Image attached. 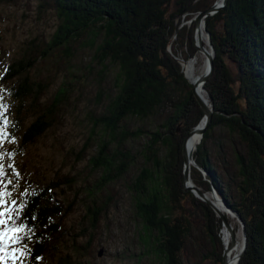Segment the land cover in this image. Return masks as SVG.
<instances>
[{
  "label": "trees",
  "instance_id": "1",
  "mask_svg": "<svg viewBox=\"0 0 264 264\" xmlns=\"http://www.w3.org/2000/svg\"><path fill=\"white\" fill-rule=\"evenodd\" d=\"M10 1L0 0V3ZM214 2H47L54 9L59 23L45 44L43 54L63 49L70 57L73 47L79 44L93 52V61L101 67V75L109 66L117 69L114 94L91 128V137L97 129L107 136L97 155L90 160L92 168L102 170V177L96 185L98 191L121 178L135 162L130 151H123L121 147L128 140L142 137L144 131H130L123 125L125 120L145 121L160 109L166 110L160 125L149 133V141L141 152L144 167L133 183L141 255L148 256L150 264H222L220 219L208 205L183 188V141L200 122L203 112L192 94L191 85L173 59L178 51L175 52L172 46L175 44L176 47L180 42L190 53L195 50L191 31L188 32V26L180 25L184 19ZM40 9L46 11L47 8L40 6ZM205 27L214 49V60L212 76L203 87L213 103V113L193 159L208 175L203 179L200 171L191 167L190 176L204 192H210L211 186L214 187L243 221L246 248L238 264H264V0H228L223 10L208 17ZM35 62V59L13 62L2 81L26 73ZM37 86L42 92L48 88L23 79L15 89L13 97L23 106V111L35 107L39 99ZM65 91L60 88L51 104L39 110L23 130L22 108L17 109L15 129L20 131L21 149L34 144L51 127V118L57 114ZM27 101L30 103L26 104ZM219 128L236 137L244 149L240 153L233 147L236 173L228 176L227 181L217 167L220 161H213L209 151L214 131ZM0 159L1 165L5 164L2 179H7L4 199L10 191L11 198L20 201L18 212L9 222V227L22 225L24 228L20 235L25 238L16 246H26V264H39L40 257L52 244L53 236L60 234V219L70 210L64 208L56 197L57 182L37 184L31 191H22V179L14 170V162L9 158ZM16 166L24 169L19 163ZM230 187H234V193L230 192ZM186 205L192 206V219L201 217L204 228L200 238H205L210 246V251H201L198 262L192 263L188 257L184 259V249L193 236V227L191 234L190 220L185 216L186 208H189ZM107 206V202H96L95 209L88 208L90 221L98 223ZM192 255L197 257L194 251Z\"/></svg>",
  "mask_w": 264,
  "mask_h": 264
},
{
  "label": "rangeland",
  "instance_id": "2",
  "mask_svg": "<svg viewBox=\"0 0 264 264\" xmlns=\"http://www.w3.org/2000/svg\"><path fill=\"white\" fill-rule=\"evenodd\" d=\"M47 2L49 0H12L0 3V129L5 128L4 121H7L4 136L0 138V158H9L14 162L16 167L14 170L19 172L22 179V191H31L37 184L57 182L59 185L56 188V197L64 208L68 207L70 210L60 219V234L53 236L52 244L40 257L39 264H150L148 256L141 255L143 252L139 243L140 224L135 214L133 183L144 167L141 152L149 141L151 136L149 133L160 125L166 110L160 109L145 121L134 118L125 120L123 125L130 131L137 129L144 131L142 137L128 140L121 147L123 151H130L135 157V162L121 178L98 191L96 185L102 177V170L92 168L90 160L97 155L100 145L107 140V136L103 135L101 129H97V133L91 137V128L94 119L103 114L109 97L114 94L117 69L109 66L101 75V67L93 61V52L89 48H81L79 44L73 47V54L70 57L63 49L43 54L45 44L59 23L54 9ZM40 6L47 8L46 11L40 9ZM193 16L195 14L187 20L184 19L188 32L191 31V43L192 24L188 21ZM195 38L197 39L198 35H195ZM171 41L168 46L169 52ZM201 42L209 51L205 36ZM174 45L173 50L178 51L177 54L181 53L186 61L197 52L201 53L206 61L205 55L196 50L193 44L195 50L192 53L180 42L176 47ZM176 58L173 56L180 66L182 75L190 81L185 75L183 63ZM21 59H35L36 62L26 73L3 82L2 77L7 68ZM228 65L231 67L230 63ZM23 79L29 80L32 84L35 82L48 87L42 92L37 86L39 99L35 102V107L33 105L24 111L23 106L13 97L15 89ZM60 88L66 91L61 95L57 114L51 118V127L34 144L21 149L20 131L15 129L17 109L22 108L21 117L25 123L23 130L34 120L39 110L51 104ZM200 93L206 94L205 91ZM207 97L206 94L205 99ZM197 142L196 145L194 143L195 147ZM191 143L188 146L190 150ZM209 147L212 160L220 161L217 167L222 173L221 177L227 181L228 176H234L236 173L233 147L240 153H243L244 149L236 137L229 136L220 128L214 131V139L209 143ZM216 151L218 156L215 155ZM1 163L2 159L0 165ZM18 163L24 169L17 168ZM3 168L5 170V164ZM201 176L206 179L202 173ZM5 185L7 179H0V191H5L7 188ZM229 190L235 192L234 187H230ZM208 197L219 207L220 203L216 201L220 200L212 197L210 193ZM5 200L8 202L6 206L11 208L12 217L19 210V198L17 200L11 198L9 191ZM96 202L100 204L107 202L108 206L99 222L92 223L88 210L95 209ZM186 206L189 208H186L185 216L189 217L193 236L191 235L189 245L184 249V259L188 257L192 263L198 262L201 251L203 253L210 251V246L205 238H200L204 228L201 217L192 219V206ZM235 224L234 231L237 234L240 226L236 218ZM220 236L222 237L221 231ZM99 251H102L101 256L98 255ZM193 251L197 257L192 255ZM230 258L235 260L233 257ZM27 260L28 255L24 254L17 264L21 262L26 264ZM7 264H12V261L9 260Z\"/></svg>",
  "mask_w": 264,
  "mask_h": 264
},
{
  "label": "water",
  "instance_id": "3",
  "mask_svg": "<svg viewBox=\"0 0 264 264\" xmlns=\"http://www.w3.org/2000/svg\"><path fill=\"white\" fill-rule=\"evenodd\" d=\"M228 0H215V2L208 8L203 11L197 12L193 18H191L188 23L192 24V44L195 49L202 52L206 57V69L204 73L198 77H196L193 81H188L192 87V94L196 99L199 107L203 112V117L200 122L190 131V133L185 137L182 145V154H183V188L185 191H190L194 194L196 198L204 202L206 205L210 207V209L214 212L217 218L221 221V229L220 231H224L229 239L230 245L229 247L223 246L222 252V264H229L228 262V254L230 251H234L233 258H235V264H238V261L246 248V233L244 228V223L239 217L238 213L231 209L228 203L220 197L215 188L211 186L210 192H203L200 188H198L191 179V167L197 168L204 176L208 174L198 167L193 159V153L188 148L189 143H191L192 138L198 137L197 146L199 145L203 134L209 128L211 123L212 113H213V103L209 99V103H207L201 95V91H205L203 85L204 83L211 77L213 72V58H214V49L210 42L209 34L205 28L206 19L210 16L217 14L219 11L223 10L227 4ZM186 22H182L180 27L185 25ZM201 28L204 32L205 40L209 51L204 48L201 43ZM195 35H198V38H195ZM206 92V91H205ZM207 94V93H206ZM209 98V97H208ZM212 185V181H209ZM208 193L212 197L217 200H220L221 208L216 206V204L208 197ZM225 212V213H224ZM227 214L233 215L236 218L240 226V232L242 235V246L238 248V243L236 240V232L234 231V227L232 223L227 217ZM102 251H99V256H101Z\"/></svg>",
  "mask_w": 264,
  "mask_h": 264
},
{
  "label": "snow or ice",
  "instance_id": "4",
  "mask_svg": "<svg viewBox=\"0 0 264 264\" xmlns=\"http://www.w3.org/2000/svg\"><path fill=\"white\" fill-rule=\"evenodd\" d=\"M5 128L0 129V138L4 136L7 121H4ZM9 167H11L9 165ZM5 175L3 165H0V179ZM5 188L7 185L4 186ZM5 192L0 191V264H7L9 260L12 264H17L20 257L23 256L27 249L26 246L16 247L24 240L20 233L24 232L23 226L9 227L11 221V208L7 207V201L4 199ZM14 203V202H13ZM22 264V262H21Z\"/></svg>",
  "mask_w": 264,
  "mask_h": 264
},
{
  "label": "bare ground",
  "instance_id": "5",
  "mask_svg": "<svg viewBox=\"0 0 264 264\" xmlns=\"http://www.w3.org/2000/svg\"><path fill=\"white\" fill-rule=\"evenodd\" d=\"M204 39V32L202 31V35H201V41ZM202 43V42H201ZM203 45V43H202ZM204 46V45H203ZM205 47V46H204ZM210 50V49H209ZM177 59V61L183 63L184 65V71H185V75L187 76V79L188 80H194L196 77L200 76L201 74H203V72L205 71L206 69V63H205V58L204 56L197 52L195 53V56H191L189 58L188 61H186L187 59H185L183 57V55L181 53L179 54H174ZM183 72V71H182ZM185 76V77H186ZM202 97L203 99L209 103V100H208V97L205 99L206 97V94L205 93H202ZM198 141V138H193L192 139V143H191V147H192V150H190L192 153H194L196 151V148L195 145H196V142ZM195 143V145H194ZM214 202V200H213ZM217 203H220V201H216ZM215 203V202H214ZM216 206H218L216 204ZM221 205H219L220 207ZM221 208V207H220ZM225 213V212H224ZM228 217L232 223V226L235 227V218L232 217L230 214H228ZM222 232V237H221V240H222V244L223 246H225L226 248L229 247L230 245V239L228 237V235L224 232V231H221ZM241 232L238 231L237 234H236V240H237V243H238V248H240L242 246V239H241ZM234 255V251H230L229 254H228V262L229 264H235V260L231 259L230 257H233ZM230 260V261H229Z\"/></svg>",
  "mask_w": 264,
  "mask_h": 264
}]
</instances>
